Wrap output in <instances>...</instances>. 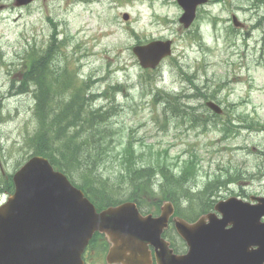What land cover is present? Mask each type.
I'll use <instances>...</instances> for the list:
<instances>
[{
  "label": "rangeland",
  "instance_id": "obj_1",
  "mask_svg": "<svg viewBox=\"0 0 264 264\" xmlns=\"http://www.w3.org/2000/svg\"><path fill=\"white\" fill-rule=\"evenodd\" d=\"M245 3L223 0L203 7L194 25L195 31L199 25L206 43L200 46L194 28L185 30L180 24L182 9L175 0H102L94 6L78 0H38L25 8L15 6L14 0H0V100L4 116L0 126V177L14 173L17 163L24 160L29 151L25 138L37 126L32 95L9 93L11 78L20 77L18 70H12V63L19 62L24 48L46 44L51 16L59 29H67L71 36L63 62L69 61L72 68L81 64V73L94 80L91 93L105 94L110 99L93 102V107L116 105L117 113L109 123L119 130V139L132 138L137 153L147 160L151 154L166 155L167 151L170 161L179 157L182 166L189 154H196L200 186L217 177L226 180L239 171L240 181L226 189L264 194V129L258 127L264 126V49L248 39L246 28L234 31L229 21L231 13L243 22L250 19ZM125 12L130 15L127 20L122 17ZM132 30L141 39L172 38L175 44L171 58H176L188 73L197 74L191 76L192 80L211 79L212 86L222 80L226 86L219 89L220 97L229 112L235 106V123H240L238 116L247 115L246 122L253 119L256 128L240 127L229 140H223V132L215 126L207 132L201 128L180 132L170 120L169 126L163 128L166 120H158L163 106L153 98L157 89L143 83L146 80L131 51L136 41ZM172 62L173 59L166 60L160 69L161 86L172 91L188 88L190 82L181 78L180 65L173 67ZM117 83L124 85L123 92H111V86ZM120 152L121 146H117L106 158V170L102 167L99 172H115ZM6 197L0 193V203ZM104 255L100 245L93 243L86 252V264H105Z\"/></svg>",
  "mask_w": 264,
  "mask_h": 264
},
{
  "label": "water",
  "instance_id": "obj_2",
  "mask_svg": "<svg viewBox=\"0 0 264 264\" xmlns=\"http://www.w3.org/2000/svg\"><path fill=\"white\" fill-rule=\"evenodd\" d=\"M206 1L179 0L185 9L180 20L186 27L194 20L197 5ZM169 47V42L155 41L134 51L144 65L156 66L170 53ZM207 105L221 112L218 105ZM13 179L15 191L0 206V264H84L82 253L95 231L104 232L112 242L108 263L151 264L148 244H152L159 249L157 264H264V222H260L264 200L255 208L235 197L218 203L223 217L215 221L220 225L177 220L178 231L192 239L190 253L179 258L161 238L173 213L170 203L156 217L142 215L131 201L98 212L83 191L41 155L27 160ZM231 223L230 234L223 231ZM118 241L126 247L122 252L114 245Z\"/></svg>",
  "mask_w": 264,
  "mask_h": 264
},
{
  "label": "trees",
  "instance_id": "obj_3",
  "mask_svg": "<svg viewBox=\"0 0 264 264\" xmlns=\"http://www.w3.org/2000/svg\"><path fill=\"white\" fill-rule=\"evenodd\" d=\"M61 42L53 35L45 49L32 47L21 59L20 70L23 73L18 90L32 92L35 98L33 115L37 125L27 140V146L33 154L47 156L99 208L113 204V195L122 191L118 179H126L132 189L131 193L128 191L127 198L141 201L135 186L140 184L141 188H149L152 168H140L137 162L140 156L126 148L120 154L118 176L110 178V174L99 172L113 151L111 139L116 131L108 122L111 111L91 107L90 100L94 94L90 92L89 97L86 96L88 82L80 80L67 64L56 66L54 59L60 52ZM1 106L0 101V113ZM232 126H236L233 119ZM156 164L167 166L159 159ZM0 189L7 192L14 190L10 174L8 178L0 177ZM100 237L103 235L96 233L92 242Z\"/></svg>",
  "mask_w": 264,
  "mask_h": 264
},
{
  "label": "flooded vegetation",
  "instance_id": "obj_4",
  "mask_svg": "<svg viewBox=\"0 0 264 264\" xmlns=\"http://www.w3.org/2000/svg\"><path fill=\"white\" fill-rule=\"evenodd\" d=\"M253 1V0H252ZM257 1V3L256 4H253L252 6H253V8H255V9H257V12L259 11V3H261L262 4V6H261V10H264V1L263 0H256ZM184 242V241H183ZM184 250L186 251L187 250V248H186V244L184 243Z\"/></svg>",
  "mask_w": 264,
  "mask_h": 264
}]
</instances>
